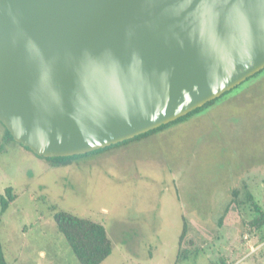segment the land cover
<instances>
[{
  "label": "water",
  "instance_id": "water-1",
  "mask_svg": "<svg viewBox=\"0 0 264 264\" xmlns=\"http://www.w3.org/2000/svg\"><path fill=\"white\" fill-rule=\"evenodd\" d=\"M264 68V0H0V122L43 157L133 138Z\"/></svg>",
  "mask_w": 264,
  "mask_h": 264
},
{
  "label": "rangeland",
  "instance_id": "rangeland-1",
  "mask_svg": "<svg viewBox=\"0 0 264 264\" xmlns=\"http://www.w3.org/2000/svg\"><path fill=\"white\" fill-rule=\"evenodd\" d=\"M3 137L0 122V196H15L0 206L5 264H80L58 210L103 224L100 264H264V225L251 224L255 206L264 213V68L182 121L68 165Z\"/></svg>",
  "mask_w": 264,
  "mask_h": 264
},
{
  "label": "trees",
  "instance_id": "trees-1",
  "mask_svg": "<svg viewBox=\"0 0 264 264\" xmlns=\"http://www.w3.org/2000/svg\"><path fill=\"white\" fill-rule=\"evenodd\" d=\"M214 100L215 99L208 101L204 105L188 112L187 114L181 117H178L173 121H170L166 124H162L155 129L148 130L145 133H141L137 136H134L133 138L123 140L116 144L99 148L97 150H93L84 154L71 155V156H53V157H45V158L52 161V163L68 165L74 159L82 158L92 154H97L106 151L112 147L124 145L131 141L139 140L153 133L161 131L166 127L170 126L171 124L182 121L188 116L194 114L195 112L200 111L203 107L212 104ZM3 138L4 140H8V141L10 139H13L10 132L5 127H4ZM26 148L29 149L28 147ZM14 198L15 196L11 194V189L6 188L5 195L0 196V206L2 213L7 208L8 201L13 200ZM255 207H256V211L259 212V215L256 218H254L251 224L254 225V227L256 228H260L261 225H264V213L260 212L259 206H255ZM53 218L56 223L58 231L63 234V236L65 237L67 243L69 244L71 250L75 254L80 264H100L111 253L112 242L103 224L87 218L79 217L71 212L64 210L56 211L53 214ZM185 225L186 222L184 221L183 229L179 237V243L184 238L185 228H186ZM0 264H5L1 241H0Z\"/></svg>",
  "mask_w": 264,
  "mask_h": 264
}]
</instances>
